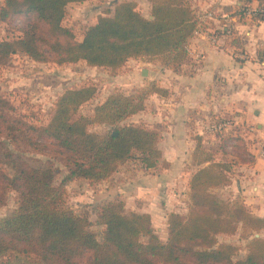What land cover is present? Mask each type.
<instances>
[{
	"label": "trees",
	"instance_id": "16d2710c",
	"mask_svg": "<svg viewBox=\"0 0 264 264\" xmlns=\"http://www.w3.org/2000/svg\"><path fill=\"white\" fill-rule=\"evenodd\" d=\"M72 1L83 0H3L0 20L16 15L28 26L16 37L0 39V64L17 52L39 62L84 60L110 68L136 56L163 55L171 64L187 56L197 16L187 0H148L149 17L134 0H121L111 14H98L80 39L62 22ZM152 90L167 93L157 85ZM95 92L94 84L65 88L48 121L38 125L14 114L0 93V132L34 150L53 144L67 168L55 184L50 163H30L9 147L0 150V195L10 187L18 196L16 208L0 217V264H264L261 234L252 236L241 258H234L237 245L217 243L218 233L233 232L239 222L251 230L263 229L264 217L252 213L240 196L225 200L210 190L230 181V165L211 158L199 135L192 153L198 167L189 180L190 204L186 213H168L165 240L153 230L149 213L126 211L121 199L99 207L101 239L89 228L86 215L61 205L67 180L107 178L132 151L140 153L145 168L161 157L157 129L124 121L144 107L143 94L111 92L94 105L92 115H76ZM91 123H103L107 129L89 130Z\"/></svg>",
	"mask_w": 264,
	"mask_h": 264
},
{
	"label": "crops",
	"instance_id": "0c3cea01",
	"mask_svg": "<svg viewBox=\"0 0 264 264\" xmlns=\"http://www.w3.org/2000/svg\"><path fill=\"white\" fill-rule=\"evenodd\" d=\"M85 1H72L69 4ZM113 1L117 3L121 0ZM134 1L143 5L144 12L137 8L148 16L150 2ZM188 1L194 9L213 6L226 13H231L242 3V0ZM247 3L250 6L261 4L259 0ZM233 25L235 44L234 40L231 42L226 36H220L216 44H211L202 37L191 35L187 40V56L180 62L174 65L163 63L157 68L161 58L149 59L146 63L151 66H141L139 69V73H142L145 68L147 77L155 80L153 84L166 88L167 93L149 90L153 93H148L147 100L143 97L144 107L124 120L131 117L135 123L157 129V147L161 157L155 166L144 171L140 167L126 168L127 174L124 176L127 181L132 170L138 173H132L131 180L122 185V177L116 169L110 175L118 173L116 191L124 202V208L127 205L133 211L149 213L151 222L162 215L166 219V210L180 212L181 204H186L184 198L187 204L190 202L189 180L198 167L193 163L192 153L196 136L202 135L201 127L205 126L210 116L233 115L264 131V21L253 23L248 17L237 15ZM130 60L128 58L124 62L127 64L117 67L119 71L122 69L119 73L121 76L116 77L120 83L119 91L126 94L131 92L134 83L143 81L138 76V67L129 66ZM153 100V104L147 105V101ZM110 175L101 180L109 182ZM235 186L241 189L247 197L245 200L251 203V212L264 217V156L255 157L249 172L244 175L241 173ZM101 191L106 193V185Z\"/></svg>",
	"mask_w": 264,
	"mask_h": 264
},
{
	"label": "rangeland",
	"instance_id": "374dc122",
	"mask_svg": "<svg viewBox=\"0 0 264 264\" xmlns=\"http://www.w3.org/2000/svg\"><path fill=\"white\" fill-rule=\"evenodd\" d=\"M2 2L3 0H0V4ZM135 3L141 11H145L143 5L138 4L136 1ZM115 4L113 0H86L85 2L68 3L62 22L73 30L77 39H80L86 27L96 20L97 15L100 13L111 14ZM27 26V23L16 15H13L8 21L0 20V39L16 37L21 34V29ZM39 29L41 30V28ZM130 58L129 66L138 67V76L144 82L134 83V87L129 93L145 95V92H147L146 96H142L147 100V98L149 99V96H147L148 93H153L149 92V90H152L156 82L154 79L147 77V71L145 74L139 73L140 67L151 66L148 62L146 63L149 59L156 60L157 58H161V61L157 63V68H160V64H167V62L163 55H145ZM152 63L154 64V62ZM121 70L119 71L117 68H109L107 66H90L84 60L66 65H57L52 62H39L32 60L22 52H17L12 54L5 63L0 64V93L10 101L12 104L11 111L14 114L36 125L45 124L54 110L57 97L69 86L77 87L83 84H94L96 86L94 96L83 103L76 111V115H92L94 105L103 101L111 92L120 90V83H118L116 77L118 75L121 76L119 74ZM153 82L155 83L153 84ZM153 103L154 100L147 101V105ZM218 116L219 120H228L231 123L217 127V129L211 131L207 128V123L215 117L210 116L205 121V126L203 125L201 127L203 130L202 135H200L202 148L214 160L223 161L230 165V170L226 172L230 177V181L226 184L213 186L210 190L225 200H232L234 196L238 195L244 201L246 207L251 210V203L245 200L247 197L241 192L240 188H236L235 183L240 179L241 173L244 175L246 172H249V167L253 164L255 157L259 156L256 153V149L259 146V141H264V131L259 130L255 124L245 119L235 118L233 115L226 114ZM125 122L135 123L136 121L130 117ZM88 129L104 132L107 126L103 123H91L88 125ZM196 131L198 130L196 129ZM6 147L11 148L15 152H21L30 163H50L55 170V184L59 183L67 171L62 155L55 152L56 147L51 143H48L43 149L34 150L24 142L20 140L13 141L5 132H0V150ZM139 155L140 153L138 151H132L131 155L116 168V171L122 177L121 185L130 181V177L137 172V170H132L133 174H129V180L127 181V177L124 176V174H127L126 168L135 169L140 167L143 171L146 170L140 164ZM118 173L112 176L110 175L109 182L78 177L67 180L62 185L63 197L61 205L72 208L76 213L86 215L91 222L89 228L95 233L98 239H101L103 229V224H101L98 218L99 207L110 200L120 199V194L116 191L118 188L116 184L119 181V178L116 179ZM105 185L107 188L106 193L101 191V188H104ZM0 196L2 198L0 202L1 217L9 214L16 208L18 196L10 187L2 190ZM183 201L186 204H181L180 212L186 213L190 202L187 204V199L185 198ZM129 207L126 205L125 210H132ZM169 212L166 210V219L164 218L165 215H162L160 218L157 217L151 222L153 230L161 240L166 239L167 225L165 223H167V215ZM263 229L259 231L251 230L239 222L233 232L218 233L217 243L229 242L237 245L238 248L234 254V258H241L245 256L247 243L252 236L260 234L264 236Z\"/></svg>",
	"mask_w": 264,
	"mask_h": 264
},
{
	"label": "built area",
	"instance_id": "2783aa9c",
	"mask_svg": "<svg viewBox=\"0 0 264 264\" xmlns=\"http://www.w3.org/2000/svg\"><path fill=\"white\" fill-rule=\"evenodd\" d=\"M195 13L197 15L196 23L191 35L202 37L211 44H216L220 36H226L232 42L235 39V27L233 25L235 16H246L253 23L264 21V4L250 6L248 3H240L231 13L217 10L213 6H207L202 9L196 8ZM186 49L188 50V44H186ZM214 117L207 123V128L211 131L231 123L228 120H219V116ZM259 142L256 153L259 156H264V141Z\"/></svg>",
	"mask_w": 264,
	"mask_h": 264
},
{
	"label": "water",
	"instance_id": "95a60500",
	"mask_svg": "<svg viewBox=\"0 0 264 264\" xmlns=\"http://www.w3.org/2000/svg\"><path fill=\"white\" fill-rule=\"evenodd\" d=\"M145 73H146V69L143 68V69H142V74H145Z\"/></svg>",
	"mask_w": 264,
	"mask_h": 264
}]
</instances>
